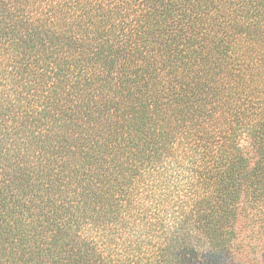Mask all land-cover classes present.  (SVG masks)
I'll use <instances>...</instances> for the list:
<instances>
[{"label": "trees", "instance_id": "obj_1", "mask_svg": "<svg viewBox=\"0 0 264 264\" xmlns=\"http://www.w3.org/2000/svg\"><path fill=\"white\" fill-rule=\"evenodd\" d=\"M0 264H264V0H0Z\"/></svg>", "mask_w": 264, "mask_h": 264}]
</instances>
